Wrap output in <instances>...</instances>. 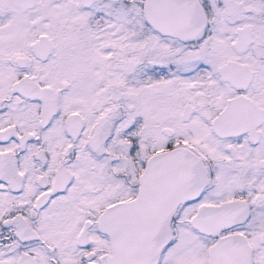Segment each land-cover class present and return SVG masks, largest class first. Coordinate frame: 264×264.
Wrapping results in <instances>:
<instances>
[{
	"label": "snow or ice",
	"instance_id": "obj_1",
	"mask_svg": "<svg viewBox=\"0 0 264 264\" xmlns=\"http://www.w3.org/2000/svg\"><path fill=\"white\" fill-rule=\"evenodd\" d=\"M0 264H264V0H0Z\"/></svg>",
	"mask_w": 264,
	"mask_h": 264
}]
</instances>
